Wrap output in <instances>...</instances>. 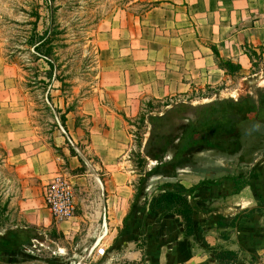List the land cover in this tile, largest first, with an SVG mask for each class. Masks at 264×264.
I'll return each instance as SVG.
<instances>
[{"label": "crops", "instance_id": "0c3cea01", "mask_svg": "<svg viewBox=\"0 0 264 264\" xmlns=\"http://www.w3.org/2000/svg\"><path fill=\"white\" fill-rule=\"evenodd\" d=\"M146 1L154 3L153 15L161 14L164 18L168 13V18L174 21V29H178V46L169 48L170 63H161L164 60L158 57L157 49L154 57L150 56V51L147 56V46H144L141 51L144 56L137 57L134 63L140 77H124V72L113 65L122 61L124 52H130L129 43H122V37L115 35L120 24L112 17L108 22L111 29L98 39L105 63L97 80V90L109 92L108 101L96 94L82 102V112L90 121L89 142L85 148L98 158V167L105 177L103 189L109 193L108 196L103 194L102 208L94 204L92 210V217L97 216L98 222L103 218L109 230L96 239L94 245L120 231L114 243L118 260L143 261V264H218L204 248V241L211 248L237 254V264H264V208L258 207L257 200L264 198V162L256 154L242 161L238 156L212 158L209 156L212 153H203L192 165L178 169L174 178H152L159 181L161 190L175 182L186 189L195 188L191 198L194 237L184 238L179 216L158 217L149 214L142 204L136 206L123 229L133 198L128 185L134 180V172L129 171L124 160L130 146L119 113L136 117L141 100L146 97L160 100L186 94L194 82V62L203 66L197 70L201 71L200 75L211 65L218 74L228 77L217 68L209 47H214L222 58L239 64L241 71L248 69L251 63L246 50L260 53L264 61V0ZM166 6L171 10L167 11ZM17 68L0 55V147L6 152V161L16 164L25 173L21 181V200L16 208L21 221L14 228L18 229L19 225L20 229L31 230L54 227L63 235L70 234L77 229V224L56 223L42 202L45 185L58 174L60 159L67 160L69 171L81 167L82 156L75 148L76 155L70 154L66 138L70 145L72 143L58 131L61 127L66 134H71L79 128L67 119L65 128L61 124L54 127L58 134L52 137L51 143H46L32 124L16 88ZM57 149H61L63 157ZM69 171L67 175L71 180L84 187L90 178L97 177L95 173L74 175ZM75 219L83 221L82 216ZM58 250L59 254L66 251L62 247ZM105 257L110 254L105 253Z\"/></svg>", "mask_w": 264, "mask_h": 264}, {"label": "rangeland", "instance_id": "374dc122", "mask_svg": "<svg viewBox=\"0 0 264 264\" xmlns=\"http://www.w3.org/2000/svg\"><path fill=\"white\" fill-rule=\"evenodd\" d=\"M153 7L154 3L146 0H47L46 2L0 0V55L6 62H15L18 67L16 88L32 124L38 128L37 132L42 139L46 143H51L52 137L58 134L54 127L59 126L60 117L68 115L65 120L74 122L79 130L76 133L66 134L59 127L58 131L64 137L67 136L74 146L70 145L66 138L70 154L75 156L77 152L83 160L80 168L69 171L67 160L60 159L58 174H56L72 184L76 201L74 215L82 216L83 221L74 218L67 222L70 225L77 224L75 226L77 229L63 235L54 227L45 230L35 228L32 234L36 235L37 243L33 240L28 241L20 246L18 251L0 249V264H143V261L136 263L116 259L117 250L114 243L120 231L113 236L115 238L105 237L98 245H94L96 239L109 230L106 229L103 218L98 222L97 216L92 217L94 215L92 210L94 204L102 208V198L109 193L103 189L105 177L104 172L98 167V158L85 148L89 142L90 121L82 112V102L87 96L96 94L104 96V100L108 101L109 92L97 90V80L105 63L100 55L98 39L100 34H106L108 29H111L108 22L112 17L120 24L116 28L115 35L122 37V43H129L127 49L130 52H124L121 56L122 61L118 65H113L124 72V77L135 79L140 77L137 75V66L134 63L137 57L144 56L141 52L144 46H147L145 49L147 56L150 51V56L154 57V51L157 49L158 57L164 60L161 63H170L172 55L169 48L178 46L176 42L179 38L178 29H174V21L168 18V13L164 18L161 14L153 15L151 12ZM165 9L171 10L169 6ZM36 13L40 16L36 25L37 31L47 30L53 35L51 37L52 52L49 57L58 70H53L52 77L56 74L58 79L62 80L58 82L52 78L48 86L41 84V81L48 83L44 77V69H48L47 65L44 61L37 60V56L25 45L27 35L32 32L33 27L27 24L34 23L33 16ZM117 17L120 20H117ZM118 30L124 33H117ZM249 51L255 55L251 57L250 67L244 71L230 75L225 73L228 77H224L218 74L214 67L207 65L209 68L206 69V73L200 75L201 71L197 72V70L203 66L194 62V82L186 94L167 96L160 100L146 97L141 100L136 117H125L122 112L119 113L122 115L121 120L130 146L127 154L124 155V160L127 162L129 171L134 172L132 173L134 180L128 185L133 191L132 202L139 193V195H145L146 200L140 198L137 205H144L161 190L159 181L152 180L154 176L144 178L148 168L153 169L156 164L145 159L141 154L148 137L147 116L162 114L161 111L170 108V105L175 102L198 106L214 100L234 101L248 92L253 94L256 89H264V61L260 53ZM203 64L206 65V63ZM130 71L135 74H130ZM198 77L201 78L197 80ZM203 78H206L205 81ZM218 78L222 79L218 80ZM166 104L169 105L164 108ZM206 112L208 111L201 109L193 111L192 114L197 119H204L209 116ZM175 118L176 113H172L169 116L168 125L173 126ZM259 130L263 131V128L255 126V131ZM56 151H59L58 154L63 157L61 149ZM254 154L260 156L264 162L262 151ZM253 155L251 157H254ZM209 156L218 157L214 154ZM245 157L247 160L250 155ZM6 158L5 150L0 147V236H3L7 229L16 231L20 229V225L18 229L14 226L19 220L21 221L16 208L21 200V181L25 175L15 166L16 164L7 162ZM68 171L74 175L84 174V172L95 173L97 177L90 178L88 185L84 187L73 182L67 175ZM143 179L145 180L141 183ZM94 200L97 202L93 203ZM132 202L129 204V209ZM42 203L45 205L44 200ZM45 209L48 210L46 205ZM32 243L35 244L36 249L31 251ZM58 247L65 248L66 251L59 254ZM102 251H104L103 255ZM105 253L110 254V257L106 258Z\"/></svg>", "mask_w": 264, "mask_h": 264}, {"label": "trees", "instance_id": "16d2710c", "mask_svg": "<svg viewBox=\"0 0 264 264\" xmlns=\"http://www.w3.org/2000/svg\"><path fill=\"white\" fill-rule=\"evenodd\" d=\"M46 2L47 0H43ZM34 23L31 25L32 32L27 35L25 45L42 60L48 69H44V77L48 83L41 81V84L48 86L50 79L58 82L56 74L53 76L54 67L51 59L53 36L47 30L38 32L36 25L40 19L38 13L34 16ZM212 51L214 61L218 69L227 75L241 72L239 64L222 58L214 47ZM246 56L251 60L254 53L246 50ZM15 64V62H11ZM49 98V97H48ZM169 104L164 105V108ZM205 109L204 119H197L192 112ZM162 114L148 115V137L142 148L141 154L145 159L156 162L153 169L149 170L144 177L162 176L164 178L176 177L178 169L190 166L195 163L197 156L203 153H212L219 158H232L238 156L245 161L247 155L257 151L264 154V89H256L239 97L237 100H214L205 105L191 106L181 102H175L170 108L161 111ZM176 113L173 126L168 125L169 116ZM146 119L144 118V121ZM65 116L60 117V124L65 128ZM255 126L263 128V131H255ZM252 154V155H251ZM145 179L141 180L142 183ZM195 188L186 189L179 182L169 184L151 197L146 205L148 213L163 217L165 215H177L183 224L184 238L194 237L193 211L194 207L191 198ZM142 192V191H141ZM138 193L135 196L127 216L124 218L123 227L134 211L140 198L145 195ZM146 200V199H144ZM258 207L264 208V198L258 197ZM31 229H7L3 236H0V249L2 251H18L24 243L37 240ZM198 233V232H197ZM3 243V244H2ZM204 248L210 252L211 259L218 264H237V254L209 247L202 241Z\"/></svg>", "mask_w": 264, "mask_h": 264}, {"label": "built area", "instance_id": "2783aa9c", "mask_svg": "<svg viewBox=\"0 0 264 264\" xmlns=\"http://www.w3.org/2000/svg\"><path fill=\"white\" fill-rule=\"evenodd\" d=\"M43 200L55 222L63 223L75 218L76 201L74 190L72 184L64 177L60 175L54 176L44 188ZM30 247L31 251L36 249L34 243ZM103 252L101 253L102 255Z\"/></svg>", "mask_w": 264, "mask_h": 264}]
</instances>
